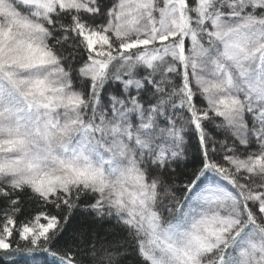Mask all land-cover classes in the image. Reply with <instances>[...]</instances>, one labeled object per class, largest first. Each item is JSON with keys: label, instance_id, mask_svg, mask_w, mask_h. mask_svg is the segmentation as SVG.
<instances>
[{"label": "snow or ice", "instance_id": "6c2138e0", "mask_svg": "<svg viewBox=\"0 0 264 264\" xmlns=\"http://www.w3.org/2000/svg\"><path fill=\"white\" fill-rule=\"evenodd\" d=\"M0 264H264V0H0Z\"/></svg>", "mask_w": 264, "mask_h": 264}, {"label": "trees", "instance_id": "16d2710c", "mask_svg": "<svg viewBox=\"0 0 264 264\" xmlns=\"http://www.w3.org/2000/svg\"><path fill=\"white\" fill-rule=\"evenodd\" d=\"M25 207H26V212L31 210V205H26Z\"/></svg>", "mask_w": 264, "mask_h": 264}]
</instances>
